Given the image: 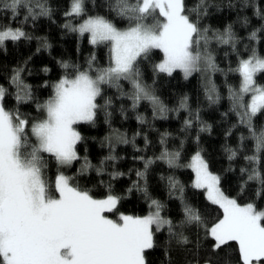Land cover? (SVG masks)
I'll use <instances>...</instances> for the list:
<instances>
[{
    "label": "snow or ice",
    "instance_id": "1",
    "mask_svg": "<svg viewBox=\"0 0 264 264\" xmlns=\"http://www.w3.org/2000/svg\"><path fill=\"white\" fill-rule=\"evenodd\" d=\"M249 4L250 0H241L239 5L230 0L229 7H248ZM208 7V0H197L191 8L186 6L185 0H114L113 10L130 22L125 30L118 29L101 16H88L77 26L66 23L64 27L70 31L81 36L89 34V43L94 46L110 43V66L95 68V55L89 58L88 67L83 71L78 66L63 62L62 67L66 70L73 68L75 75L71 78L65 75L52 85L50 98L37 105V111L43 112L45 117L32 121L30 128L27 116L19 110L6 109L3 101L7 89L0 86V264H147L146 251L156 246L157 233L167 231L169 246L175 242L187 247L193 244L183 231L189 226L203 230L204 238L213 241V252L229 245V242H235L239 264H264V209L258 210L252 202L241 205L236 198L227 196L220 187L221 177L209 171V165L200 151L191 157L188 165L195 173L192 187L203 189L206 199L223 212L222 218L210 226L199 210L187 203L183 204V219L176 224L170 217L162 215L164 205L148 197L147 189H140L136 182L133 187L144 191L150 200L148 214L132 216L120 213L116 219L109 218L106 213H115L123 197L113 194L109 185L104 198H94L88 190L74 185L72 177L59 171L80 159L76 145L82 136L76 125L94 124L98 111L111 105L110 97L105 98L102 105L97 102L103 94V86L119 90V82L129 80L132 93L121 92V95L128 96L133 109L146 100L153 106L154 116L159 113L163 117L168 111L150 86L140 79L137 62L142 57H148L153 49L163 53V59L154 65V73L171 76L180 71L185 79L194 72L223 71L209 48L213 42L218 46H230L233 52L239 54L237 45L242 41L230 25L223 31L201 27L200 21L207 15ZM21 8L27 12L25 21L29 17L35 20L51 13L46 0H0V10L11 11L14 18ZM84 14V0H71L65 16L80 17ZM256 15L264 20V10L258 9ZM149 20L152 22L149 23ZM244 23H248L247 17ZM261 31H264V25L249 34V41L257 40V32ZM22 38L31 39L19 27L0 28V47L6 41L15 42ZM42 46L49 47L46 41ZM24 70V67L14 69L11 78L17 89L15 98L18 104L32 99L31 87L21 78ZM42 70L49 71L47 68ZM229 71L240 76L238 90L229 86L232 110L236 112L238 122L247 127L248 138L254 141L253 154L245 155L244 159L250 165H259L264 159V128L257 131L253 119L258 113H264V85L256 83L257 74L264 73V57L253 48L246 59L240 58L237 67ZM207 80L210 85L205 89L207 99L216 103L220 99L216 85L210 77ZM246 96H250L247 103ZM186 101L187 97L181 102V108L187 107ZM137 119L144 122L142 116H137ZM196 119H199L198 115ZM184 126L191 128L193 120L186 119ZM200 130L204 131L206 127L201 125ZM114 135L117 142H129L118 132ZM166 136L165 133L161 137L162 145ZM106 139L111 146L112 137ZM245 139L241 136V148ZM225 151L230 161L239 154L231 147H226ZM44 154L57 164L54 182L45 177L48 163ZM179 158L180 152H169L164 148L156 159L174 167ZM105 159L115 160L116 157L110 155ZM103 163L101 161V165ZM152 163V159L146 160L145 170ZM90 167L92 165L85 157L81 171ZM102 171V167L97 169L98 174ZM240 172L247 174V179L241 183V192L249 182L255 181L261 186L257 196L264 194V173L258 167H242ZM136 174L141 178L145 175L140 171ZM111 175L115 179L123 173L113 172ZM168 180L170 190L179 191L182 199L183 186L173 177ZM131 191L132 188H129L128 192ZM199 242L197 233L195 244L198 246ZM165 255L169 256V251Z\"/></svg>",
    "mask_w": 264,
    "mask_h": 264
},
{
    "label": "trees",
    "instance_id": "2",
    "mask_svg": "<svg viewBox=\"0 0 264 264\" xmlns=\"http://www.w3.org/2000/svg\"><path fill=\"white\" fill-rule=\"evenodd\" d=\"M114 0H84L85 14L80 17H66L71 0H46L50 8L49 16H39L35 20L27 15L21 8L14 18L11 11L0 10V28L19 27L26 32L31 39L18 41H6L0 47V86L7 89L4 98V106L10 111L19 112L29 118L30 124L36 119H43L45 114L37 111V105L43 104L52 95V85L63 76L70 78L75 75L73 68L64 69L63 62L78 66L81 71L88 67V60L95 55L97 69L110 66L109 44L107 42L98 45L89 43V36L85 33L81 36L64 27L66 23L77 26L88 16H101L110 20L117 28L130 26L128 19L117 15L113 10ZM197 0H185L188 8L193 7ZM230 0H208L207 15L203 16L201 27L208 26L211 29L223 31L229 25L241 43L237 45L238 53L233 52L230 46L217 45L215 42L209 45L216 58V64L223 71L216 73L194 72L185 79L180 71L171 76L165 73H154V65L163 59L159 49H153L148 57L138 60L140 79L145 85L159 97L168 111L163 117L157 113L153 115V106L146 100H142L133 109L132 101L127 95L131 94L132 84L129 80H121L120 89L103 86V94L97 98L99 104L110 97L112 103L107 109H100L95 123H81L76 125L82 140L76 145L80 159L74 161L71 166L60 168L65 175L72 177V183L82 190H88L97 199L104 198L108 186H111L113 194L123 197L120 200L115 213H106L110 217L117 218L120 213L132 216H144L149 212L150 200L146 198L144 191L133 187L136 182L140 189L146 188L148 197L160 201L163 205L162 215L170 217L176 224L183 219V204L187 203L198 209L209 226L222 217V209L211 204L203 189L192 187L193 172L187 166L189 159L197 151H200L209 165V171L221 177V190L230 198H236L241 205L252 202L258 210L264 209V194L257 196L259 183L251 181L241 192V183L247 179V174L242 175V167L251 168L256 166L264 173V159L259 165H250L245 161V155H252L254 141L245 125L240 124L235 111L232 110V101L229 98V86L238 90L240 76L229 69H235L240 58H247L251 49L255 48L257 54L264 57V31L257 32L258 39L249 41V34L261 28L264 20L256 15L258 9L264 10V0H250L248 7H229ZM231 3L239 5L241 0H231ZM247 17L248 23H244ZM193 18L195 15L193 14ZM162 19V18H161ZM149 23L152 21L149 20ZM44 41L49 47H43ZM247 46V47H245ZM40 49L37 51V49ZM227 53V55H226ZM27 62V63H25ZM24 67L21 74L23 82L31 87L32 99L26 103H17L16 86L11 83L13 70ZM49 71L44 72L42 69ZM95 76V72L92 73ZM216 85L220 99L216 103H210L205 89L210 87L207 78ZM47 82V86H45ZM256 83L264 85V73H258ZM187 97V107L181 108V102ZM248 102V96L245 97ZM110 113V115H107ZM199 117L197 120L196 117ZM137 116H142L141 123ZM191 118L193 126L185 128L184 121ZM107 119V122H106ZM257 131L264 128V113H258L253 119ZM201 125L206 130L201 131ZM119 133L129 142L120 143L115 139L114 133ZM167 134L165 144H161V137ZM29 135H31L29 131ZM241 136L247 139L241 148ZM107 137H112L111 146ZM147 138V142L146 139ZM33 142H34V138ZM226 147L239 151L234 160L228 159ZM164 148L169 152H180L177 166L170 167L164 160L156 159L161 155ZM48 163L45 171L46 179L54 182L57 175V164L48 154H44ZM115 156V160L105 159ZM85 157L92 167L83 171ZM141 157L143 159H141ZM152 159L153 163L145 170V161ZM101 161H104L101 165ZM103 168L98 174L97 169ZM137 171L144 172L143 178L137 176ZM113 172L123 173L115 179ZM169 177H173L183 186L184 191L172 192L169 187ZM132 188L131 192L128 189ZM180 229H178L179 231ZM193 244L185 247L175 242L168 245L167 231L157 233L155 236L156 246L146 251L147 264H239L238 245L229 242V245L213 252L211 239H205L203 230L194 226L183 229ZM197 233L200 242L195 244ZM170 255L166 256L165 252Z\"/></svg>",
    "mask_w": 264,
    "mask_h": 264
},
{
    "label": "rangeland",
    "instance_id": "3",
    "mask_svg": "<svg viewBox=\"0 0 264 264\" xmlns=\"http://www.w3.org/2000/svg\"><path fill=\"white\" fill-rule=\"evenodd\" d=\"M86 19V18H85ZM83 22V21H82ZM82 22H80V23H82ZM79 23V24H80ZM78 24V25H79ZM128 28V27H127ZM127 28H118V29H121V30H125V29H127ZM88 36H89V34H88ZM109 44V52H110V48H111V45H110V43H108ZM163 54V53H162ZM111 55V54H110ZM250 100V96H248V101ZM193 156V155H192ZM190 161H191V158L189 159V161H188V164H187V166L190 164ZM189 167V166H188ZM190 169H191V167H189ZM192 170V169H191ZM193 172V171H192ZM194 177H195V173L193 172V180H194ZM106 215H108V214H106ZM222 215H223V213H222ZM109 216V215H108ZM109 218H112V219H115V218H113V217H110L109 216ZM222 218V217H221Z\"/></svg>",
    "mask_w": 264,
    "mask_h": 264
}]
</instances>
